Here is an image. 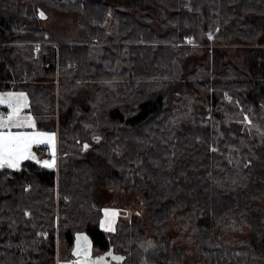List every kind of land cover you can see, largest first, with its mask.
<instances>
[{"label":"trees","instance_id":"trees-1","mask_svg":"<svg viewBox=\"0 0 264 264\" xmlns=\"http://www.w3.org/2000/svg\"><path fill=\"white\" fill-rule=\"evenodd\" d=\"M43 7L79 31L62 40ZM259 15L264 0H0V91L57 132L55 168L0 169V264H57L81 230L113 264H185V244L264 264V46L233 58L261 43ZM108 188L146 202L112 232Z\"/></svg>","mask_w":264,"mask_h":264},{"label":"rangeland","instance_id":"rangeland-1","mask_svg":"<svg viewBox=\"0 0 264 264\" xmlns=\"http://www.w3.org/2000/svg\"><path fill=\"white\" fill-rule=\"evenodd\" d=\"M21 1V0H20ZM132 10H134L132 8ZM44 13V17L42 18L43 23L51 30L55 31L56 34L58 35L59 38L62 40L65 38H68L70 36H75L76 31H79V28L77 26V21L78 18L74 16V14L71 13H66V12H61V11H54L51 8L48 7H43L42 11ZM258 20L260 24L263 27L264 30V15H259ZM264 33V32H263ZM220 44V43H219ZM217 42L213 43H206L205 46L207 47H214L219 45ZM258 46H264V34L262 36V41L261 43L254 45V44H236L234 45V54L233 58L235 62L242 66L243 65V59L246 57V55H249L251 52L250 49L253 47H258ZM210 57V54H209ZM25 93L27 96V102H28V107L23 110L21 115H31L35 121L36 127L35 129H30V128H25V129H13V131H37V132H46V133H54L55 134V160L57 164V133L55 129L52 127V122H47L48 126L43 127L41 125V120L37 116L32 113V111L29 110L30 107V102H29V97L26 91L24 90H3L0 91V94L4 93ZM8 111L10 109L6 105H0V114L7 115ZM43 123V122H42ZM45 124V123H43ZM46 147L49 150L50 157L49 161L52 159V147L51 145L45 144ZM32 151L36 154L37 158L40 160H43L41 153L38 151V146L34 145L32 148ZM100 198L103 202H105V206L103 207L102 210V217L100 219V227L105 230L104 227H102V222L105 221V210H108L109 212H116L117 215L114 218V223L113 227L116 229L117 223L121 219H129L131 214L136 212V211H143L146 208V202L142 195L137 191V190H131V191H124V192H119L115 189L108 188L104 189L102 193H100ZM106 231V230H105ZM109 232V231H107ZM234 234L243 236L246 238H251V233L249 230L246 231H234ZM87 237L88 242H90L91 245V257L90 259L94 260L98 257L105 256L108 252H111L114 256H119L123 257L122 254L118 253L115 251L112 247H109L107 249H100L96 247L93 244L92 237L90 233L86 230H81L78 231L75 234V239L71 247H66V251L69 252L70 256H65L64 253V247L59 250L58 252V260L57 264H81V262L84 260L83 256H76L74 253L76 251L77 247V237ZM181 238V237H180ZM179 238V239H180ZM178 239V240H179ZM84 241H80V244L83 246ZM185 247L187 248V251L194 256V259L192 261H185V264H196L199 259L198 254L193 250L192 246H189L185 244ZM107 262L108 264H113L115 261L112 260V258L109 256L107 257ZM197 264H206L205 262L202 263H197Z\"/></svg>","mask_w":264,"mask_h":264},{"label":"snow or ice","instance_id":"snow-or-ice-1","mask_svg":"<svg viewBox=\"0 0 264 264\" xmlns=\"http://www.w3.org/2000/svg\"><path fill=\"white\" fill-rule=\"evenodd\" d=\"M44 17V13H40ZM211 38V36L209 37ZM0 105H6L10 111L7 115L0 114V169L5 167L10 169H19L21 163L27 160H34L45 168H55V134L37 131H13V129H35L36 124L31 115H21L23 110L28 107L27 96L25 93H4L0 94ZM98 139V138H97ZM51 145L52 159L43 160L37 158L32 151L34 145ZM87 148V145H85ZM116 212L105 210V221L102 227L106 231H115L113 227ZM78 243L75 251L76 256H83L81 264H108L107 257L114 261H122L123 257L114 256L108 252L105 256L98 257L94 260L91 257V245L87 237H77ZM84 241V245L80 244Z\"/></svg>","mask_w":264,"mask_h":264},{"label":"built area","instance_id":"built-area-1","mask_svg":"<svg viewBox=\"0 0 264 264\" xmlns=\"http://www.w3.org/2000/svg\"><path fill=\"white\" fill-rule=\"evenodd\" d=\"M38 151L41 153V156L43 160H48L50 157V153L46 145H39L38 146Z\"/></svg>","mask_w":264,"mask_h":264},{"label":"crops","instance_id":"crops-1","mask_svg":"<svg viewBox=\"0 0 264 264\" xmlns=\"http://www.w3.org/2000/svg\"><path fill=\"white\" fill-rule=\"evenodd\" d=\"M56 131V130H55ZM57 133V132H56ZM41 161H43V160H41ZM65 254V253H64Z\"/></svg>","mask_w":264,"mask_h":264}]
</instances>
